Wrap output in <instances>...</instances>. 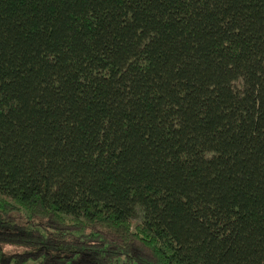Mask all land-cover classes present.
Instances as JSON below:
<instances>
[{"label": "trees", "instance_id": "16d2710c", "mask_svg": "<svg viewBox=\"0 0 264 264\" xmlns=\"http://www.w3.org/2000/svg\"><path fill=\"white\" fill-rule=\"evenodd\" d=\"M29 260L264 264V0H0V264Z\"/></svg>", "mask_w": 264, "mask_h": 264}, {"label": "rangeland", "instance_id": "374dc122", "mask_svg": "<svg viewBox=\"0 0 264 264\" xmlns=\"http://www.w3.org/2000/svg\"><path fill=\"white\" fill-rule=\"evenodd\" d=\"M140 216H141V211L139 208H137V211H136V217L134 218L135 221H139L140 220ZM4 248L7 250V251H10V250H13V249H16L18 247L16 246H10V245H3ZM34 262L32 260H29L26 264H33Z\"/></svg>", "mask_w": 264, "mask_h": 264}]
</instances>
